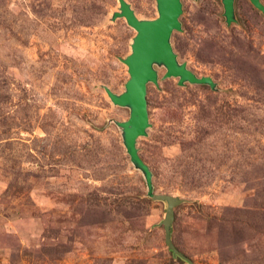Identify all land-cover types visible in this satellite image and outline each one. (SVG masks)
<instances>
[{
	"label": "rangeland",
	"instance_id": "1",
	"mask_svg": "<svg viewBox=\"0 0 264 264\" xmlns=\"http://www.w3.org/2000/svg\"><path fill=\"white\" fill-rule=\"evenodd\" d=\"M141 20L156 0H125ZM264 5V0H260ZM178 63L154 66L136 148L154 192L183 200L170 236L194 264H264V16L235 0H180ZM118 0H0V264H187L164 241L115 121L136 32Z\"/></svg>",
	"mask_w": 264,
	"mask_h": 264
},
{
	"label": "water",
	"instance_id": "2",
	"mask_svg": "<svg viewBox=\"0 0 264 264\" xmlns=\"http://www.w3.org/2000/svg\"><path fill=\"white\" fill-rule=\"evenodd\" d=\"M223 6V17L226 25L235 22L234 1L220 0ZM250 4L264 16V5L260 0H249ZM118 11L112 14V20L123 18L135 32L130 45V53L120 61L127 67L129 79L124 91L115 94L107 87L104 91L110 102L118 107L129 109V117L125 121H115L121 130L122 142L130 163L139 170L144 178L146 196L153 201L166 203V211L162 226L164 241L168 250L187 264H194L172 243L170 230L174 220V209L183 203L182 199L168 194L154 192L152 173L140 158L136 142L146 135L149 126L146 91L150 83H157L154 66L165 69L164 79L175 78L177 85H206L211 89L215 83L210 77H197L183 63H178L170 45V37L174 31L181 30L179 17L182 13L180 0H156L157 18L152 20L138 19L125 0H118Z\"/></svg>",
	"mask_w": 264,
	"mask_h": 264
}]
</instances>
